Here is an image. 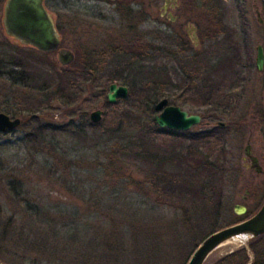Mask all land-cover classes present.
<instances>
[{"label": "rangeland", "instance_id": "1", "mask_svg": "<svg viewBox=\"0 0 264 264\" xmlns=\"http://www.w3.org/2000/svg\"><path fill=\"white\" fill-rule=\"evenodd\" d=\"M119 2H46L60 49L74 59L89 51L105 55L97 81L86 85L72 107L50 91H38L44 82L48 88L71 76L70 71L60 76L58 66H64L57 53L42 56L7 36L0 14V113L21 121L0 134V228L10 229L8 238L15 231L23 240L0 245V264H186L207 236L249 218L264 202V121L258 123L256 117L261 108L263 113L264 67L255 68L256 48L264 49L263 1L203 0L205 7L214 6L220 34L183 52L169 43L159 24L162 1L136 0V38L157 48L140 62L128 49L123 55L116 53L119 45L107 47V37L115 39L125 25L115 9ZM205 16L200 21L193 10V23L204 31ZM12 61L24 67L16 72L31 75L27 81L9 76ZM140 66H150L154 76L141 75ZM109 76L127 89L149 85L162 90L152 109L166 99L189 114L205 116L187 135L208 130L212 121L231 118L239 124L220 133L225 138L215 151L188 142L187 136L158 133L145 123L143 112L118 126L117 112L125 113L131 100L127 96L109 104L108 90L98 94ZM218 104L232 116L221 109L223 114L215 117ZM88 106V119L102 112L96 127H64ZM32 113L40 115V126L27 123ZM73 114L76 118L69 117ZM248 140L262 168L259 174L245 159ZM238 205L247 213L237 215ZM252 247L249 242L223 246L204 264L239 250L247 264H264V237Z\"/></svg>", "mask_w": 264, "mask_h": 264}, {"label": "water", "instance_id": "2", "mask_svg": "<svg viewBox=\"0 0 264 264\" xmlns=\"http://www.w3.org/2000/svg\"><path fill=\"white\" fill-rule=\"evenodd\" d=\"M264 3V0H262ZM261 22V20H259ZM3 26L7 36L20 44L36 49L40 53H57V61L66 67L73 63L74 55L67 50L60 49V40L50 15L43 7V0H8ZM255 67L261 71L264 67V51L261 46L256 48ZM128 96V89L124 86L112 84L106 95L107 103L114 104L117 99ZM157 113L155 124L160 129L173 131H188L192 126L200 123L198 115H189L179 107L169 105L166 99L158 101L154 106ZM102 116L101 111L90 114V121L96 124ZM21 124L20 119L11 118L0 113V134L16 129ZM255 162L254 159H251ZM237 215L247 213L245 206H235ZM264 235V202L255 214L249 218L220 229L207 236L191 254L186 264H204L209 255L226 241L242 236L245 244Z\"/></svg>", "mask_w": 264, "mask_h": 264}, {"label": "trees", "instance_id": "3", "mask_svg": "<svg viewBox=\"0 0 264 264\" xmlns=\"http://www.w3.org/2000/svg\"><path fill=\"white\" fill-rule=\"evenodd\" d=\"M203 9H204L205 14H206L205 24L208 25V27L205 29L203 36H202V41L204 42L207 40L215 39L216 36L218 35V33L220 34L221 28L217 24L216 19H215V12L213 10L214 6L211 8H207V7H205V4H203ZM139 23H140V21H139ZM123 48L124 47L121 46L117 51L119 52V54L126 55L127 52H126V50H124L125 48L124 49ZM155 49H157V48H154L152 45L148 44L147 42L142 41L141 38L137 37L136 38V61L140 62V60L148 59L150 56V53ZM161 51L163 52V50H161ZM128 54L135 56L131 52H128ZM41 55L47 56L48 54L41 53ZM104 57H105V55L103 54V52L93 53L91 51H89L86 55L83 54L81 56H77L70 66H67V67L58 66L61 69L59 71L60 76H64L66 74V72L70 71L69 74H71V76L69 78L64 79L63 77H60L62 79H59V82H57V86H55V84L52 83V85L49 86L48 88L46 87V84H45L46 82H44L42 86H39L38 91L39 92L50 91L49 92L50 95L60 96V98H61L60 100H62L64 102V104L68 107L69 106L72 107V106L77 105L81 100L82 92L84 91V88L86 87V85L90 84L91 86H93V83H95L97 81L96 80V73H97L98 68H100V66L103 64L102 61H104ZM17 68L24 69V67H22L20 65V63H18L17 61L16 62L12 61L10 63V66H9V69H11V71L9 72V76H13L14 74H18L22 78H20L18 76V77H15L16 79H18L20 81H23V80L27 81V79H29V76H31V75L27 74L29 76L26 77L21 72H16L15 69H17ZM72 68H73V70H70ZM139 68L142 69V71L139 72L141 75L154 76V71L150 66H140ZM162 73H164L166 75L165 72H162ZM115 82H117V81L114 79V77H111V76L107 77L105 79V83L98 87V91H99L98 94L104 95V92L106 90H108L109 85H112ZM45 94H47V93H45ZM128 97L131 100V103L125 109V113L120 114L117 112L116 123L118 126L123 124V120L126 119V117L129 118V116H132V117L136 116V119H138L139 118L138 114L140 115L143 112L145 114V117L143 118L145 123H148L149 126L151 128H153L154 130H156L157 132L158 131L167 132L166 133L167 137H170L172 135L184 136V137L187 136L188 142H192V143H196V144L197 143L205 144L208 147L210 146L209 149L213 150V151H215V148L219 147V143L213 139L211 132L205 131V132H199L196 134L187 135V132H172L168 129H163V130L158 129L157 128L158 126L155 124L154 118H152V113L154 112V110L152 109V103H153V101L157 100L158 98L163 97L162 90L151 89V86L145 85L142 88H138V89L136 88V91H135L134 88L129 86ZM129 101H125V102H129ZM88 109H89V106L87 107V109L86 108L84 110L82 109L83 110L82 116L77 117L78 120L75 122L74 121L67 122V124H65L66 126H64V127L69 129V130H73V131H75V128H76V126H78V124H80L82 128L85 126H87L88 128L96 127L97 126L96 124L89 122L90 118L88 119L87 117H85L86 116L85 114L87 113ZM39 116L40 115H38L37 113L30 114L29 118L27 120L28 121L27 123H30L31 125H34V126H40L42 121H41V119H39L40 118ZM69 117L76 118V116L74 117V114L70 115ZM74 124H76V125H74ZM45 125L51 126L54 129V126H52V124L46 123ZM78 128H79V126H78ZM208 153H210V152H208ZM0 230L2 231V228H0ZM9 231H10V229L7 228V232L6 231L0 232V245H5V246L9 245L11 243L9 239L15 240L16 237L20 241H23L22 237L20 235L16 234V232L14 230H13L14 231L13 234H14L15 238L14 237L8 238L7 233L9 234ZM133 232H134V234H132L131 239H133V241H136V228L133 230ZM263 237H264V235L260 236L257 239L251 240L249 242V245L252 247L254 244H257L260 241L263 242ZM22 244H26V243H22ZM25 246H28V245L26 244ZM32 246H34V244H32ZM122 247H124L123 242H122ZM252 249H253V247H252ZM254 250H255L254 254H253L254 255V261H256V258L258 257L257 249L254 248ZM247 262H248V260L246 259L245 255L243 254V251L239 250V251H236L234 253H230V254L224 256L223 258L218 260L215 264H247ZM255 263L256 262H254L253 264H255Z\"/></svg>", "mask_w": 264, "mask_h": 264}, {"label": "flooded vegetation", "instance_id": "4", "mask_svg": "<svg viewBox=\"0 0 264 264\" xmlns=\"http://www.w3.org/2000/svg\"><path fill=\"white\" fill-rule=\"evenodd\" d=\"M8 0H0V14L2 13V26H3V18H4V12L5 7ZM162 6H161V14L159 15V24H161L164 27V30L166 31V37L169 43L176 47H183L184 49L181 50L183 52L186 51L187 46H192L196 48L199 44H202V36L204 33V30L196 27L193 23V10H196L197 18L198 20L202 21L204 19L203 14V0H197L195 3L193 2V5L187 2V0H161ZM201 1V3H200ZM47 0H43V7L46 10V12L50 15L49 10L46 7ZM122 3H118L116 6V11L118 13V16L122 19V22H125V25L122 26L123 32H121V35L118 34L115 39L111 38V36H108L106 39L107 47H110L112 45L116 46H123L125 50L128 52H131L136 57V0H121ZM190 4V5H189ZM122 5V6H121ZM196 5V6H195ZM135 6V8H133ZM188 6H191L189 8ZM191 20H190V19ZM259 20L260 17H259ZM52 21L54 23L55 30L58 34L57 26L55 24L54 19L52 18ZM260 22V21H259ZM263 21L261 20L260 23ZM191 27V28H190ZM4 29V26H3ZM192 31V35L190 36L189 32ZM123 33V34H122ZM219 36V33L216 37ZM59 37V34H58ZM213 40V39H212ZM258 47V46H257ZM262 47V46H261ZM263 49V48H262ZM264 51V49H263ZM116 53H119L116 51ZM256 68V67H255ZM220 91L219 86H217ZM231 90L228 89V92ZM224 104H218L215 109L213 110V113L215 114V117H219L222 113L221 109H223ZM224 112L230 113L229 115L232 116V113L229 108L223 109ZM262 108L256 112L257 122L263 123L264 121V99H263V113ZM189 114V113H188ZM263 114V115H262ZM189 115H198V114H189ZM200 117V122L205 116L198 115ZM263 117V119H262ZM231 118L226 120V122H221L217 120V124H213L212 122H208V130H203L201 132H211L213 139L220 144L221 141L224 140L225 136H221V132L229 126H235L239 123H236L235 121H231ZM172 132H181V131H173ZM187 132V131H184ZM245 159L249 162V168L256 173H261L262 168L259 164V159L257 156H255L252 152L251 143L248 140L246 142L245 147ZM251 159H254L255 162H252ZM243 206V205H240Z\"/></svg>", "mask_w": 264, "mask_h": 264}, {"label": "bare ground", "instance_id": "5", "mask_svg": "<svg viewBox=\"0 0 264 264\" xmlns=\"http://www.w3.org/2000/svg\"><path fill=\"white\" fill-rule=\"evenodd\" d=\"M245 242L246 241H245V238L244 237L238 236V237H234V238L226 241L225 243H223L222 245H220L218 248H221L223 246H231V245L245 244Z\"/></svg>", "mask_w": 264, "mask_h": 264}]
</instances>
